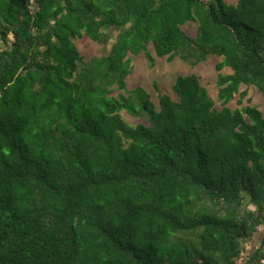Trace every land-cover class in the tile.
<instances>
[{
	"label": "trees",
	"instance_id": "obj_1",
	"mask_svg": "<svg viewBox=\"0 0 264 264\" xmlns=\"http://www.w3.org/2000/svg\"><path fill=\"white\" fill-rule=\"evenodd\" d=\"M115 32L101 55L76 43ZM151 48L220 58L222 107L197 74L158 102L129 89ZM244 85L264 97V0H0V264H264V111L228 105Z\"/></svg>",
	"mask_w": 264,
	"mask_h": 264
},
{
	"label": "rangeland",
	"instance_id": "obj_2",
	"mask_svg": "<svg viewBox=\"0 0 264 264\" xmlns=\"http://www.w3.org/2000/svg\"><path fill=\"white\" fill-rule=\"evenodd\" d=\"M185 29L192 35L196 33L195 24L186 25ZM116 33L117 32L114 33L111 41L107 45H100L85 36L76 39V43L82 53L87 58H90L92 56L104 54L110 49L111 44L115 40ZM151 51L155 57L153 64H151L143 52L133 57V72L127 79L129 89L143 86L152 95L153 100L158 102V95L160 92L170 94L174 98L177 97L173 86L179 75L197 74L199 75L202 84L208 89L216 106L219 108L222 107V102L218 98V70L216 68V64L220 58L212 57L208 61L200 63L194 67L178 57L169 61L166 57L157 56L152 48ZM224 70L225 72L231 71L229 67H226ZM245 90L247 91L245 97H242V95L238 93L228 105L235 109L242 108L247 104H254L264 111L263 95L253 86H242L241 92ZM122 115L124 119L132 125H137L139 123L147 124L149 122L145 115L132 116L126 111H122ZM260 231L259 235L250 241V247L255 248L260 245L262 236L264 235V229Z\"/></svg>",
	"mask_w": 264,
	"mask_h": 264
}]
</instances>
